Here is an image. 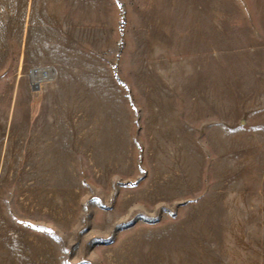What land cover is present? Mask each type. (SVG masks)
I'll list each match as a JSON object with an SVG mask.
<instances>
[{
	"label": "rangeland",
	"instance_id": "rangeland-1",
	"mask_svg": "<svg viewBox=\"0 0 264 264\" xmlns=\"http://www.w3.org/2000/svg\"><path fill=\"white\" fill-rule=\"evenodd\" d=\"M0 264H264V0H0Z\"/></svg>",
	"mask_w": 264,
	"mask_h": 264
},
{
	"label": "bare ground",
	"instance_id": "bare-ground-1",
	"mask_svg": "<svg viewBox=\"0 0 264 264\" xmlns=\"http://www.w3.org/2000/svg\"><path fill=\"white\" fill-rule=\"evenodd\" d=\"M46 71L45 72H42V70L39 68V69H33L31 70V75L33 77H41V78H44V75H46Z\"/></svg>",
	"mask_w": 264,
	"mask_h": 264
},
{
	"label": "water",
	"instance_id": "water-1",
	"mask_svg": "<svg viewBox=\"0 0 264 264\" xmlns=\"http://www.w3.org/2000/svg\"><path fill=\"white\" fill-rule=\"evenodd\" d=\"M42 72H47V71H52L53 72V69L51 67H46V68H41ZM44 78H46V75H44ZM31 79L33 80L34 77L31 75ZM36 83V82H35Z\"/></svg>",
	"mask_w": 264,
	"mask_h": 264
}]
</instances>
